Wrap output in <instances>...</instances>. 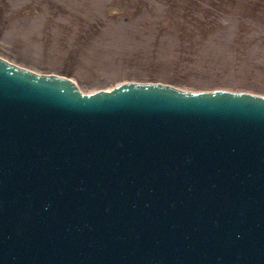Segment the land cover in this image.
<instances>
[{"label": "water", "instance_id": "95a60500", "mask_svg": "<svg viewBox=\"0 0 264 264\" xmlns=\"http://www.w3.org/2000/svg\"><path fill=\"white\" fill-rule=\"evenodd\" d=\"M0 264H264V95L0 57Z\"/></svg>", "mask_w": 264, "mask_h": 264}, {"label": "rangeland", "instance_id": "374dc122", "mask_svg": "<svg viewBox=\"0 0 264 264\" xmlns=\"http://www.w3.org/2000/svg\"><path fill=\"white\" fill-rule=\"evenodd\" d=\"M0 57L71 78L264 95V0H0Z\"/></svg>", "mask_w": 264, "mask_h": 264}]
</instances>
